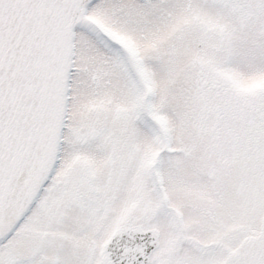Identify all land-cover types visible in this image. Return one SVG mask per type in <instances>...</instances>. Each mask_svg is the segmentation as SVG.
Listing matches in <instances>:
<instances>
[{"label": "snow or ice", "instance_id": "1", "mask_svg": "<svg viewBox=\"0 0 264 264\" xmlns=\"http://www.w3.org/2000/svg\"><path fill=\"white\" fill-rule=\"evenodd\" d=\"M0 264H264V0H0Z\"/></svg>", "mask_w": 264, "mask_h": 264}]
</instances>
